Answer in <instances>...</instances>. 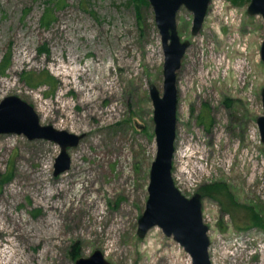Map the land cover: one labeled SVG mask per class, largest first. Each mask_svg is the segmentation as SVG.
Returning a JSON list of instances; mask_svg holds the SVG:
<instances>
[{
  "label": "rangeland",
  "instance_id": "obj_1",
  "mask_svg": "<svg viewBox=\"0 0 264 264\" xmlns=\"http://www.w3.org/2000/svg\"><path fill=\"white\" fill-rule=\"evenodd\" d=\"M248 4L210 0L195 35L192 12L176 16L190 44L177 70L172 176L202 194L212 264H264V20ZM3 61L0 100L17 95L41 124L82 137L55 175L58 143L0 134V173L11 176L0 184V264H76L96 249L112 264H191L160 227L137 235L156 152L149 86L163 85L149 1L0 0Z\"/></svg>",
  "mask_w": 264,
  "mask_h": 264
},
{
  "label": "water",
  "instance_id": "obj_2",
  "mask_svg": "<svg viewBox=\"0 0 264 264\" xmlns=\"http://www.w3.org/2000/svg\"><path fill=\"white\" fill-rule=\"evenodd\" d=\"M154 11L164 54L162 92L150 84L153 106L156 152L150 164L147 199L138 218L137 235L158 226L171 236L189 255L191 264H211L209 256V227L202 216V195L195 192L185 196L172 177V159L175 150L177 124V70L190 41L182 40L177 31L176 16L184 6L192 12L191 33L195 35L204 21L210 0H148ZM249 15H260L264 20V0H249ZM264 62V39L260 46ZM263 114L256 118L260 140L264 143V86L261 89ZM23 134L28 139H45L58 143L60 153L54 164L57 175L69 167L67 148L78 144L82 135L41 124L34 107L17 95L0 100V134ZM76 264H112L96 249L87 257L76 259Z\"/></svg>",
  "mask_w": 264,
  "mask_h": 264
},
{
  "label": "trees",
  "instance_id": "obj_3",
  "mask_svg": "<svg viewBox=\"0 0 264 264\" xmlns=\"http://www.w3.org/2000/svg\"><path fill=\"white\" fill-rule=\"evenodd\" d=\"M9 65V63H5V61H3L1 64H0V75L3 74V72L5 71V69L7 68V66ZM43 79L45 78V80H41V81H46L48 79H50L52 76L48 73H46L44 76H42ZM11 176L9 174H2L0 173V184L3 182V181H8L9 178ZM200 191H202L204 194H211L213 196H215L214 194V191L211 190V188H205L204 187H201L200 188Z\"/></svg>",
  "mask_w": 264,
  "mask_h": 264
},
{
  "label": "built area",
  "instance_id": "obj_4",
  "mask_svg": "<svg viewBox=\"0 0 264 264\" xmlns=\"http://www.w3.org/2000/svg\"><path fill=\"white\" fill-rule=\"evenodd\" d=\"M188 181H189V179H188ZM189 184L191 185L192 184V182H189ZM193 185V184H192ZM193 190V189H192Z\"/></svg>",
  "mask_w": 264,
  "mask_h": 264
}]
</instances>
